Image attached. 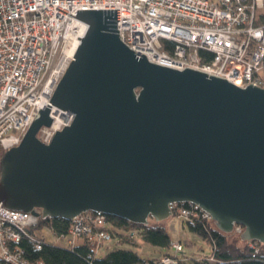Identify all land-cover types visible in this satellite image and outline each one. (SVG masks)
Instances as JSON below:
<instances>
[{
    "label": "water",
    "instance_id": "1",
    "mask_svg": "<svg viewBox=\"0 0 264 264\" xmlns=\"http://www.w3.org/2000/svg\"><path fill=\"white\" fill-rule=\"evenodd\" d=\"M74 16L87 28L73 57L0 156V203L36 217L93 211L147 223L189 202L218 230L239 223L240 240L264 244V87L137 56L119 38L118 8ZM51 104L73 118L45 143L36 133Z\"/></svg>",
    "mask_w": 264,
    "mask_h": 264
},
{
    "label": "built area",
    "instance_id": "2",
    "mask_svg": "<svg viewBox=\"0 0 264 264\" xmlns=\"http://www.w3.org/2000/svg\"><path fill=\"white\" fill-rule=\"evenodd\" d=\"M79 8H118L119 38L151 62L197 69L241 87L250 82L264 87V17L257 22L264 0H0V156L20 142L73 57L87 28L74 16ZM49 116L50 124L36 133L45 143L71 122L73 112L51 104ZM169 206L182 220H212L195 203ZM37 218L0 203V264H44L15 246L27 237L40 247L29 232ZM108 227L103 213L81 212L71 219L67 245L80 237L103 243L112 237ZM242 229L234 223L232 232ZM181 245L171 242L176 251ZM161 262L176 259L164 256Z\"/></svg>",
    "mask_w": 264,
    "mask_h": 264
},
{
    "label": "trees",
    "instance_id": "3",
    "mask_svg": "<svg viewBox=\"0 0 264 264\" xmlns=\"http://www.w3.org/2000/svg\"><path fill=\"white\" fill-rule=\"evenodd\" d=\"M261 17H264V8L257 13V22ZM172 214L176 213L173 211ZM104 215L109 224L108 230L111 236L117 235L119 242L133 243V235L137 234L141 241L155 247H167L170 244L167 229L162 222L150 218L147 223H136L117 216ZM70 223L71 220L62 217L40 216L36 224L29 229L30 234L40 240V247L37 248L34 242L27 237H22L19 242L15 243V246L23 250L26 258L40 259L44 264H163L157 256L142 258L135 250L129 248H112L98 257L96 248L101 243L91 241L87 237L77 238L72 245H57L45 242L34 232L35 227H47L54 234L67 237ZM185 223L190 231L211 246V254L195 259L194 264H264V244L261 242L251 241L257 245V247H251L248 241L241 240L245 244L240 246L235 243V240L229 239L230 233L218 230L213 220L201 216L186 219ZM190 244L188 241L185 242V245ZM180 253L182 256H174L175 264H187L183 251L181 250Z\"/></svg>",
    "mask_w": 264,
    "mask_h": 264
},
{
    "label": "rangeland",
    "instance_id": "4",
    "mask_svg": "<svg viewBox=\"0 0 264 264\" xmlns=\"http://www.w3.org/2000/svg\"><path fill=\"white\" fill-rule=\"evenodd\" d=\"M161 222L167 229V233L170 238L169 246H152L146 242L141 241L137 234L133 235V243L123 241L119 242L118 236L114 235L109 240L104 241L103 243L97 246L96 256L100 257L112 248L117 247L133 249L142 258L157 256L161 260L162 258H164V256H170L172 258H174V256H182V253H180V251L182 250L185 256L186 263L194 264L195 259L202 258L211 254V246L209 245V243H207L201 237L190 231L186 226L185 220H182L176 214H171L167 218L163 219ZM116 230L119 231L118 229ZM34 232L37 236L43 238L47 243H54L57 245L67 244L66 237L54 234L52 230L47 227H35ZM229 239L232 241L235 240V243L240 246H244L245 244L239 239V234H236L235 232L230 233ZM172 241H180V243L182 244L180 251H176L171 246ZM186 241L190 242L191 244L185 245ZM248 242L251 246L250 241ZM252 243L254 244V247H257L256 243ZM165 252L168 254H163Z\"/></svg>",
    "mask_w": 264,
    "mask_h": 264
},
{
    "label": "crops",
    "instance_id": "5",
    "mask_svg": "<svg viewBox=\"0 0 264 264\" xmlns=\"http://www.w3.org/2000/svg\"><path fill=\"white\" fill-rule=\"evenodd\" d=\"M258 12H259V11H258ZM258 12H257V13H258Z\"/></svg>",
    "mask_w": 264,
    "mask_h": 264
}]
</instances>
